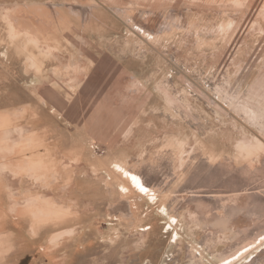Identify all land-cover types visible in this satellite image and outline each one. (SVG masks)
Returning <instances> with one entry per match:
<instances>
[{"label": "rangeland", "instance_id": "rangeland-1", "mask_svg": "<svg viewBox=\"0 0 264 264\" xmlns=\"http://www.w3.org/2000/svg\"><path fill=\"white\" fill-rule=\"evenodd\" d=\"M262 144L264 0H0V264H264Z\"/></svg>", "mask_w": 264, "mask_h": 264}, {"label": "snow or ice", "instance_id": "snow-or-ice-1", "mask_svg": "<svg viewBox=\"0 0 264 264\" xmlns=\"http://www.w3.org/2000/svg\"><path fill=\"white\" fill-rule=\"evenodd\" d=\"M150 38H151V37H150ZM251 150L255 151V150H256V145H252V146H251ZM260 150L264 151V144L260 145ZM124 175H125V176H128V173L125 172ZM130 179H131L133 185L135 186V188H137L141 193H147L148 189H147L146 187H143V186L141 185V182H140V180L137 178L136 175H132V176L130 177ZM121 191H127V189H123V188H122ZM161 211H163V209H161ZM173 223H175V221H173ZM261 239H264V237H261ZM173 240H175V237H173ZM226 264H227V262H226Z\"/></svg>", "mask_w": 264, "mask_h": 264}, {"label": "bare ground", "instance_id": "bare-ground-1", "mask_svg": "<svg viewBox=\"0 0 264 264\" xmlns=\"http://www.w3.org/2000/svg\"><path fill=\"white\" fill-rule=\"evenodd\" d=\"M207 2V1H206ZM262 30V29H261ZM221 88V87H220ZM220 90V89H219ZM223 93H225L224 92V90H223ZM227 94V93H226ZM229 94V93H228ZM233 99V98H232ZM230 100H231V98H230ZM255 102V101H254ZM240 104V103H239ZM237 106H238V104H237ZM249 116V115H248ZM251 117V116H250ZM257 117V116H256ZM260 118V117H259ZM200 152V151H199ZM6 154V153H5ZM261 155V154H260ZM264 157V156H263ZM185 158V157H184ZM188 158V157H187ZM5 159V158H4ZM181 159V158H180ZM182 160V159H181ZM258 165H260V164H258ZM140 171V170H139ZM143 171V170H142ZM129 172V171H128ZM131 172V171H130ZM132 173V172H131ZM212 173V172H211ZM129 175H130V177H131V174L130 173H128ZM128 175V176H129ZM134 175H137V173H134ZM141 175V174H140ZM257 175V174H256ZM169 176V175H168ZM144 177H146V176H144ZM163 177V176H162ZM138 178H140V177H138ZM144 179V178H143ZM140 180V179H139ZM145 181V180H144ZM230 181V180H229ZM141 183H142V181H140ZM150 181H148V183H149ZM143 184V183H142ZM151 184V183H150ZM149 184V185H150ZM126 185V184H125ZM169 185V184H168ZM237 185V184H236ZM143 186H145V183L143 184ZM148 187V184H147V186H146V188ZM125 188H127L126 186H125ZM152 188V187H151ZM151 188H149V189H151ZM159 188V187H158ZM148 189V188H147ZM148 189V190H149ZM154 189H156V188H154ZM240 189V188H239ZM132 190V189H131ZM159 190V189H158ZM151 191V190H150ZM181 191V190H180ZM192 191V190H191ZM239 191V190H238ZM243 191V190H242ZM148 192V191H147ZM127 193V192H126ZM203 195V194H202ZM242 195V194H241ZM18 201V200H17ZM241 201V200H240ZM34 204H36L35 202H34ZM221 205V204H220ZM45 207H47V206H45ZM50 207H48V209H49ZM217 208V207H216ZM47 208L45 209L44 208V212H45V214L46 215H52V213H53V211H52V209H50V210H48ZM31 210V212H33V214H35V211L34 210H32V209H30ZM39 211V210H38ZM37 212V211H36ZM40 213V212H39ZM38 213V214H39ZM37 217V216H36ZM215 221V220H214ZM256 225V224H255ZM264 228V227H263ZM263 231V230H262ZM248 238V237H247ZM237 242V241H236ZM257 256V255H256ZM257 262V261H256ZM254 263V262H253Z\"/></svg>", "mask_w": 264, "mask_h": 264}]
</instances>
